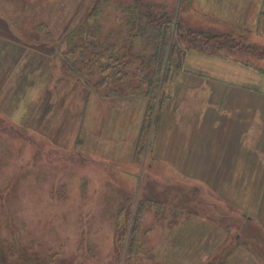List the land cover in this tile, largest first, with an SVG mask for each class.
<instances>
[{"label":"rangeland","instance_id":"rangeland-1","mask_svg":"<svg viewBox=\"0 0 264 264\" xmlns=\"http://www.w3.org/2000/svg\"><path fill=\"white\" fill-rule=\"evenodd\" d=\"M94 1L0 0V27L6 33H29L37 28L39 33L50 31V40L60 39L62 75L77 81L78 96L80 94L78 106L72 107L71 111L85 113V126L88 124L85 131L83 127L81 130L69 128L68 119L71 118L67 119L69 111L64 104L55 109L47 125L45 120L41 122L43 117L40 121L36 119L38 111L34 110L30 120L38 121L39 125L33 129L21 126L20 120L15 121L0 112V264H264V228L258 223V220L263 221L264 213L258 216L253 212V217H245L241 211H226L222 215L233 224H226L229 228L225 227V232L221 228L217 231L213 227L203 228L199 224L187 227L181 223L187 219L181 210L231 209L229 203L207 185L180 175V172L191 173L194 168L190 162H181L180 159L197 150L181 146L191 141L187 135L183 136L180 128H175L174 122H170L174 118L169 113L168 97L173 94L174 83L180 77L182 65L178 62L182 56L179 55L185 51V56L186 42L176 41L177 49L167 63L164 71L167 75H163L157 99L150 101L144 95L134 98L141 103L140 110L134 109L135 114L137 109L141 113L146 104L143 120L140 118L141 128L145 119L147 122L141 144L139 147L135 144L134 155L127 140L104 133L106 125L115 123V104L122 106L133 98L126 96L128 92L125 90L116 96L113 89L92 88L88 82L92 83L94 79L89 77V69L78 73L64 63L68 50L64 35L82 21ZM147 1L161 5L157 12L163 13L166 9L182 24L183 12L193 2ZM130 3L131 0H112L105 10L101 3L98 10L103 30L99 39L110 45L114 42L123 45L128 25L122 15L119 18L123 7L120 5ZM134 46L139 50L140 43L136 42ZM232 53L259 70L264 67L261 58L248 52ZM76 59L79 57H72L69 61L74 63ZM135 65L137 68L138 64ZM132 82L133 87L139 84L138 79ZM61 86L62 91L66 90L63 82ZM259 86L254 84V88ZM108 91L110 96H107ZM61 99L65 103L63 96ZM85 99L89 115L86 114ZM123 110L125 113L119 115L121 118L118 117L116 122L120 133L129 124L135 129L138 125L137 115L133 119L128 106ZM167 115L171 118L167 122L170 123L169 141L165 142L162 130ZM181 137L184 138L181 140ZM165 160L173 163H165ZM254 183L256 180H249L247 192L250 200L254 196ZM125 192L135 206L132 212L146 200L158 203L159 209H150L143 214L138 235L142 250L132 257L127 256V248L120 254L116 245L117 215L125 205ZM206 213L217 217L215 212ZM249 220L252 222L240 228V224L242 226ZM217 235L223 240L220 245L215 242L221 239ZM219 246L221 250L225 248L222 253L220 250L225 258L223 255L219 259Z\"/></svg>","mask_w":264,"mask_h":264},{"label":"crops","instance_id":"crops-1","mask_svg":"<svg viewBox=\"0 0 264 264\" xmlns=\"http://www.w3.org/2000/svg\"><path fill=\"white\" fill-rule=\"evenodd\" d=\"M182 17L186 28L231 35L264 51V0H193ZM47 31L39 33L37 28H33L29 33L17 31L10 35L0 27V69L3 66L0 71V112L15 121L20 120L21 126L33 129L39 125L38 121L30 120L34 110L38 111L36 119L43 117L41 122L45 120L44 124L47 125L55 109L64 104L69 111L67 119L71 118L68 119L69 128L78 127L81 130L83 127L85 131L88 126H85V113L82 115L77 114L76 110L71 111L80 101L77 81L62 75L59 66L60 39H48L52 34ZM232 52L235 51L227 48L207 53L195 49L186 52L178 75L180 77L174 83L173 94L168 97L169 113L174 119L170 121L171 117L167 115L162 131L165 142L169 141L170 123L167 122H174L175 128H180L183 136L187 135L191 141L181 146L197 149L180 159L194 167L191 173L180 172L181 177L207 185L214 194L223 197L233 211L253 217V212L258 216L264 213V85L260 84L264 83V67L259 70ZM62 82L66 86L63 91ZM254 84H259L260 88H254ZM62 96L66 99L65 103L61 101ZM193 102L197 104L194 106ZM140 104L134 98L122 106L115 104V123L106 125L104 129V133L116 134L118 139L127 140L133 155L142 130L140 118L142 121L146 110L145 104L140 113ZM85 106L89 115L86 99ZM124 106H128L131 112L139 108L136 114L132 113L133 119L137 115L138 125L135 129L129 124L120 133L116 127L119 123L116 122L125 113ZM126 116H129L128 111ZM165 163L173 162L165 160ZM249 180H256L252 200L247 192ZM181 211L187 216L181 223L187 227L199 224V227H213L220 231V226L206 213L211 209L194 210L197 213L203 211L198 215L191 210V214ZM218 211L224 212L220 208ZM250 222L240 224V228L243 229ZM229 223L232 225L233 221ZM258 223L264 228V219L258 220ZM215 242L220 245L223 240L221 238ZM220 250L219 246V255ZM251 255L255 257L253 253Z\"/></svg>","mask_w":264,"mask_h":264},{"label":"trees","instance_id":"trees-1","mask_svg":"<svg viewBox=\"0 0 264 264\" xmlns=\"http://www.w3.org/2000/svg\"><path fill=\"white\" fill-rule=\"evenodd\" d=\"M111 2L112 0H95L82 21L64 36V42L68 46L64 63L69 69L76 70L78 73L89 69V77L94 81L87 82L94 89L103 87L109 90L113 89L112 93L116 96L122 93L121 90H125L128 92L126 96H131V98L144 95L143 97H149L150 101L157 99L167 63L175 55L177 43L180 40L187 43L186 52L195 49L207 53L227 48L231 51H245L252 56L264 58V51H260L256 45H244L231 35H216L186 28L182 23L176 21L175 17L166 9L163 13L157 12V9L162 8L161 5L147 0H131L128 5H120L123 7L120 9L122 14L119 13V18L122 15V20H125L128 25V29H125L127 39L122 46H119L118 42L110 45L107 41L99 39L103 29L99 23L101 13L98 8L102 3L105 10ZM163 7L165 8V6ZM136 42L140 43L139 50H135ZM183 54L179 55L180 58L182 56L181 61L184 57ZM76 56L79 59H76L74 63L69 61ZM181 61L178 64L181 65ZM136 63L138 64L137 68ZM166 75L167 72L164 77ZM137 79L139 84L133 87L132 81ZM146 87H148L147 90ZM110 93L108 91L107 96H110ZM146 123L145 119L140 137L136 142L137 147L141 144ZM124 194L126 196L125 205L117 215L116 245L120 254L127 248V256L132 257L142 250L138 235L141 231L143 214L150 209L156 211L159 209L156 206L158 203L146 200L139 203L138 208L136 207V210L132 212L135 206L131 203L129 194L126 192ZM189 209L187 214L190 213ZM222 210L226 213L225 209ZM212 212H215L217 217L210 218L216 221L222 231L226 230L225 227L229 228L222 215L224 212L217 209ZM229 212H233V210ZM223 251L225 248L221 250V253ZM221 253L218 254L219 259L223 255L225 258L226 255Z\"/></svg>","mask_w":264,"mask_h":264}]
</instances>
